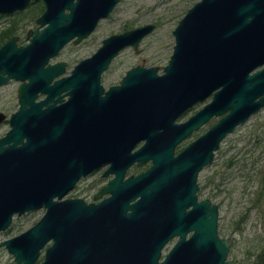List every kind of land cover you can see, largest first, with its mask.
<instances>
[{"label": "water", "instance_id": "water-1", "mask_svg": "<svg viewBox=\"0 0 264 264\" xmlns=\"http://www.w3.org/2000/svg\"><path fill=\"white\" fill-rule=\"evenodd\" d=\"M27 1L0 0V11L21 8ZM47 1L50 8L41 21L49 24L35 31L26 46H16L11 38L0 48V84L10 77L28 78L18 87L20 106L11 114V128L0 138V229L9 224L14 212L47 207L36 224L3 242L14 254L15 264H33L49 240L53 243L42 264H234L225 260L229 241L217 235V205L209 199L196 200L195 177L225 134L264 104V0H198L173 30V53L164 72L158 75L157 67H134L106 97L99 96L100 71L121 47H136L153 25L106 38L96 54L50 85L64 71L65 62L45 66L49 57L74 34L78 42L92 29L94 9L104 15L117 0H88L93 5ZM65 7L70 13L64 12ZM40 91L47 96L35 101ZM61 91L69 98L59 111L48 102L55 94V101L60 100ZM211 92L210 102L186 121L175 123L184 109ZM226 111L182 155L172 156L176 142L210 116ZM107 112L113 114L118 142L141 132L148 121L151 127L161 126L163 172L156 174L157 182L142 183L144 175L117 185L118 192L134 191L142 197L131 205L118 199L117 211H100L101 223L94 206L80 199L56 201L53 197L62 196L95 164L98 115ZM146 203L175 221L166 223L162 241L161 227L154 228L161 220L143 216ZM189 205L193 206L185 214ZM128 207L132 210L126 214ZM142 223L153 228L140 233ZM111 224L128 232L102 231ZM175 233L180 239L158 262L161 245ZM101 235L112 239L103 241Z\"/></svg>", "mask_w": 264, "mask_h": 264}, {"label": "rangeland", "instance_id": "rangeland-1", "mask_svg": "<svg viewBox=\"0 0 264 264\" xmlns=\"http://www.w3.org/2000/svg\"><path fill=\"white\" fill-rule=\"evenodd\" d=\"M196 1L198 0H120L90 36L78 45L67 44L52 61L66 60L68 66L65 73H68L77 61L91 55L106 35L120 32L127 27L154 22L156 28L141 41L138 52L126 47L104 74L103 83L109 85L117 82L133 64L156 65L162 71L173 50L172 31ZM26 20L22 19V29L18 32L22 37L25 36L26 29L35 24L34 21H27L24 25ZM18 85V80L11 79L0 86V110L7 115L18 107ZM8 128V122H1L0 136ZM100 173L98 171L82 179L74 189L65 194V197L82 196L92 199L99 186L103 184L99 179ZM263 174L264 106L221 141L214 161L199 174L203 186L210 182V179L213 180L212 184L203 189L201 196L211 198L219 206V232L223 236L231 237L234 243L228 257L240 264H251L253 257L251 252L264 236V194L261 202L257 201L258 186L262 182L260 178ZM93 182L97 184L91 185ZM211 188L216 194H209ZM44 210L45 208L41 207L21 216L15 215L10 227L0 231V241L27 229L40 218ZM242 215L246 216L242 223L243 230L234 231L232 228ZM42 257L43 253L34 264H39ZM14 263L13 255L1 245L0 264Z\"/></svg>", "mask_w": 264, "mask_h": 264}, {"label": "flooded vegetation", "instance_id": "flooded-vegetation-1", "mask_svg": "<svg viewBox=\"0 0 264 264\" xmlns=\"http://www.w3.org/2000/svg\"><path fill=\"white\" fill-rule=\"evenodd\" d=\"M66 1H71L73 3L78 1L81 5L82 4L84 5L86 3L93 5V3L88 1V0L87 1L86 0H55L53 2L57 3L58 5H63ZM119 1L120 0H117L116 3L113 5V7L104 15H101L100 11L94 9V11H92V13H91V16L95 17V21H94L95 23H94V26L92 27V29L86 35H84L78 42H74V39H76L78 37L77 34H74L71 38L68 39L67 42H65L59 48V50L57 51V53L55 55L49 57V59L47 60L45 66H47L48 64H54L56 62H61V61L65 62L64 71L62 73L58 74L57 76L53 77L49 81L50 85L53 84V82L56 79L71 74L72 69L75 67V65L80 63L83 59L89 58V57L93 56L94 54H96L98 52V50L102 47V45L104 43V40L106 38L111 37L113 35L124 33V32L129 31V30H133V29L138 28V27H142V26H144L146 24H152L153 28L148 33H146L145 35L142 36V38L139 40L137 46L134 47L132 44H128V45H125V46L121 47L119 50H117L109 58L106 66L100 71L99 85L101 86V90L99 92V96L100 97H106L108 91L112 87L120 86L122 84V79L127 74L128 70H130V69H132L134 67H137V66L142 67V68L157 67L156 73L158 75H160V74H162L164 72V67L168 64L170 56L173 53V50H172V52H171V54L169 56L168 62L162 67V71H160L159 67L156 66V65L147 66V65H144V64H140V63L133 64L132 66H130L129 68L126 69L125 73L121 76V78L117 82L110 83L109 85H105L103 83L104 74L111 68V66L115 62L117 56L126 47H131L135 52H138L141 41L156 28V23H154V22H146V23H143V24H140V25H137V26L127 27V28H125L124 30H122L120 32L111 33L109 35H106L105 37L102 38L101 43L97 47V49L94 52H92L91 55L83 57L79 61H77L71 67V69H70V71L68 73H65L66 70H67V66H68V62L66 60L52 61V59L57 54H59L60 51H62V49L67 44L71 43L73 45H78L82 41H84L88 36H90L92 34V32L98 26L100 21L103 18L109 16V14L113 11V9L116 7V5H117V3H119ZM49 8L50 7H49V4H48L47 0H28L27 3L21 8L18 7V8H15L14 10H12V11H3V12L0 11V48L7 41H9L11 38H14L16 46L20 47V46L28 45L31 42V40H32V36H33L34 32L35 31H38V32L42 31V29L49 24L47 21L46 22H42L41 21L42 16L46 12H48ZM70 11H71L70 8H68V7L64 8V12L65 13H70ZM25 18L27 20L24 22V25H25V23L27 21L28 22L34 21L35 24H34V26H32L30 28H27L26 32H25V36L22 37V35L19 34L18 32H20V30L22 29L21 21H22V19H25ZM24 39H26V41ZM174 43H175V35H174ZM173 46H174V44H173ZM101 60H104V59H101ZM11 79L18 80L19 81V85L23 81H28V78H25V79L18 78L17 79V78H14V77H10L5 82L0 84V86L5 84V83H7V82H9V80H11ZM19 85H18V87H19ZM18 87H17V100H18L17 109H15L9 115H7L4 111L0 110V113L3 114L2 118L0 119V123L1 122H8V124H9V128L6 130V132L3 135L0 136V138L5 136L6 133L8 132V130L11 128V125H10L11 114L16 112L19 109L20 102H19V97H18ZM64 93H65V91H61L60 92V95L62 94L63 96L58 101H55V98H57V96H58V94H55V96L52 97V99L49 100L48 104L49 105L54 104L52 107L57 108L60 111L62 109V107L64 106L63 103H65L68 100V98H69V95L68 94H64ZM46 96H47L46 92L43 93V92L40 91V92H38V94H37V96L35 98V101L42 100ZM212 98H213V92H211L210 94L205 96L203 99H200V100H197V101L193 102L191 105H189L186 109H184L175 118V120H174L175 123H181V122L186 121L190 116L195 114L199 109H201L204 105H206L208 102H210L212 100ZM263 106H264V104L261 107H259L255 112L251 113L244 121L239 122L238 124L234 125V127L229 132H227L225 134V136L221 139V141L228 134L232 133L236 129V127H238L239 125L244 123L252 114H254L257 111H259ZM43 107H45V105H43ZM227 112L228 111H226L225 113L220 114V115H215L214 114V115L210 116L201 125H199L195 129H193L192 131L187 133L184 137H182L178 142H176L174 144V146L172 148V156L176 157V156H178L180 154L182 155V153H184L185 149L194 140H196L202 134H204L210 127H212L218 121V119L221 116H223ZM100 114L98 115L99 128L97 129L98 131H96L95 144L93 145V150H94V153H95L94 156H96L95 160L93 161V163H95V164H93V166L89 170H87L85 173L81 174L74 181L73 185L71 187H69L63 193L62 196L55 195L53 197V200L60 201V200H65V199H80L85 205H91V206H94L96 208L95 217H98L101 220V223H102V222H104V220L102 219V217H100V215H101L100 211L108 210L109 213H111V214L114 212V210L117 211L118 208H119V205L116 204V203L119 202L118 199H120V201L122 199H126L128 204L131 205L134 202L140 200L141 197H142V195L140 193H136L134 191H131V192H128V193L118 192L117 191V189H118L117 185L124 184L129 178L135 179V178H138V177L144 176V175H146L147 178L142 180V183L150 181V180H153V181L157 182L158 177L156 176V174H161L163 172V169H161V126L158 127L159 124L154 123L153 126L151 127V123L152 122L150 123V121H148L147 124L145 125V129H142L141 132H138L136 135H133V136H131L129 138H123L122 137L121 138L122 140L118 142V139L116 137L117 136V134H116L117 133L116 126H115V123H114V119L112 118L113 114H111L109 112L100 113ZM201 128L202 129L204 128V129L201 130ZM199 130H201V131H199ZM66 131H67V129H66ZM79 134H80V132H79ZM142 134H143V136H140ZM221 141H220V144H221ZM73 143L74 144L78 143L79 146L81 145V142H80L79 139H73ZM147 144L150 145V146H147ZM220 144H219L217 149L213 150V154H212L211 160L207 161L197 171V174H196V177H195V183L197 185V189L195 191V195H196V200L197 201H200V200H203V199H209L211 201V203H215V202H213L211 200V198H209L207 196L206 197H202L201 196V194L203 193V189L206 186H208V184L209 185L212 184L213 180L210 179V182H208L205 186H203V185H201V182L199 180V174H200V172H201V170L203 168H205L206 166L212 164V162L214 161V158H215V155H216L217 151H219V149H220ZM230 164H231V162L229 161V166H230ZM98 171L101 172L99 179H100L101 182H103V184L99 186L100 188L96 191V193L94 194L92 199H86V198H84L82 196L65 197V194L67 192H69L70 190L74 189L82 179H84L85 177H87V176H89V175H91L93 173H96ZM260 179H262V182L258 186L259 187L258 199H257L258 203L261 202L262 195L264 194V174L261 176ZM94 184H97V182H93L91 185H94ZM209 194L214 195V194H216V192H214L212 190V188H211V192H209ZM163 196H164V193H163ZM127 202H125V203L127 204ZM215 204L217 205V203H215ZM192 206L193 205H189L186 208L185 214L187 213V211H189V209L192 208ZM41 207H44L45 210H44L43 214L40 216V218L31 225V226H33L45 214L47 207L44 204H42V205H40L38 207H35V208L28 209V210H26V211H24L22 213L14 212L11 215V220H10L9 224L5 228L0 229V231H5V230H7L10 227L15 215L21 216V215H23L25 213H28V212L33 211V210H37V209H39ZM218 208H219V206L217 205V209ZM131 210L132 209L130 207H128L126 209V211H125L126 214H129L131 212ZM142 213H143L144 218H147V216H149L152 221H158V219L161 220V223H160L161 225H157L154 228H156V227L160 228L161 227L160 232H161V241H162L165 238V235H166L165 234L166 223H171V222H175V221L174 220L173 221L170 220V219H172V217L171 218L168 217L170 219H167L166 215L161 213V212H160L161 215H159L158 212H155V210H153V208H152L150 203H146V208H145V210ZM111 214H110V216H111ZM188 215L189 214H187V216ZM219 217H220V215H219V209H218L217 235L220 238H225V239H227L229 241V247H228V250H227V253H226V256H225V260H230L234 264H240V263H238V262H236V261H234V260H232V259H230L228 257V254L230 253L231 248H232L234 243H233V240H232L231 237L223 236V235L220 234V232H219ZM245 219H246L245 215L240 216L238 218V220L235 222L234 227L232 229L234 231H237V232H242V230H243L242 223L244 222ZM139 224H141V222H139ZM263 225H264V223H263ZM31 226H29L27 229H29ZM138 228H141V229H139L140 233H141V232H145L146 229L153 228V226L149 225L148 223L147 224L145 223L143 225H139ZM27 229L23 230L22 232H20V233H18L16 235H13L11 237L3 239L2 241H0V246L4 245L7 248L6 244L3 243L5 240L13 238V237L25 232ZM113 230L122 231V232H128V228H121V227L113 226V224H111V226H109V229H108V227L102 228V231L107 232V233H112L111 231H113ZM193 231H194V229H191V230L187 231V233L185 235V238L189 239L191 234L193 233ZM99 238H102L103 241L109 242V240L112 239V236H109V235L102 236L101 235V236H99ZM179 239H180V234L179 233L172 234V235H170V236H168L166 238V240L163 242V244L160 247L159 255H158V262H161V261H163L165 259V257L169 253V251L172 249V247L176 244V242ZM52 243H53V240H49L40 248L39 254H38L37 258L35 259V261L33 262V264L39 259V256L43 253L42 260L39 263V264H42V262L45 260L46 249ZM170 243L172 244L171 246L169 245ZM262 243H264V236L261 237L260 241L257 243L255 248L252 250L251 254L253 255V257H254V255L256 253V250L259 248V246ZM7 250H8V248H7ZM11 254L13 255L14 261L16 263L14 254L13 253H11ZM253 257H252V259H253ZM252 259H251V264H252ZM20 264H25V263L21 262Z\"/></svg>", "mask_w": 264, "mask_h": 264}, {"label": "trees", "instance_id": "trees-1", "mask_svg": "<svg viewBox=\"0 0 264 264\" xmlns=\"http://www.w3.org/2000/svg\"><path fill=\"white\" fill-rule=\"evenodd\" d=\"M252 264H264V243H262L256 250L252 259Z\"/></svg>", "mask_w": 264, "mask_h": 264}]
</instances>
